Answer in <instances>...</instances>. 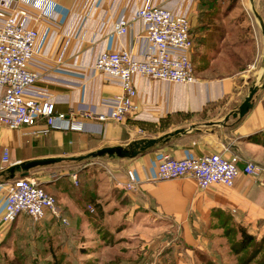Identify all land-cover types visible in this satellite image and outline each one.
<instances>
[{"label":"crops","instance_id":"0c3cea01","mask_svg":"<svg viewBox=\"0 0 264 264\" xmlns=\"http://www.w3.org/2000/svg\"><path fill=\"white\" fill-rule=\"evenodd\" d=\"M147 1L184 11V0H11L8 11L38 31L29 67L75 82L39 77L35 83L49 89L56 111L83 121L84 129L52 128L36 135L27 126L14 129L0 123V157L5 148L7 165L35 157L77 155L183 128L132 157L106 155L77 162L94 167L105 160L107 186L117 189L127 179L126 170L134 171L138 179L135 187L121 190V196L110 191L106 201L111 204L107 209L115 208L129 223L148 216L155 223H168L189 235L201 225L203 228L231 215L251 233L264 236V32L260 25V20L264 24V0H235L233 5L232 0L212 4L206 0V9H198L194 16L199 23L206 22V30L200 31L199 40L194 41L190 27L189 57L194 69L206 70L205 77L195 75L193 81L174 82L135 75L138 108L126 114L123 121L99 120L78 111L85 105L107 111L110 99L123 91L116 79L94 70L92 65L101 50L119 46L141 57L142 21L131 18L127 33L119 36L113 33L112 24L118 16L130 18L133 10ZM253 84L257 88L249 108L242 115H234L232 111ZM199 109L204 111L185 117L178 114ZM161 152L175 157L237 153L239 166L250 160L260 170L257 174L240 172L232 185L214 182L204 188L191 177L156 180V158ZM38 168L27 175H34ZM63 176L70 178L68 173ZM35 177L43 187L52 184L48 176ZM4 201L5 187L0 183V217ZM24 216L20 213L9 223L0 222L1 262L8 260L5 252L12 247L15 234L24 228ZM49 217L53 215L44 216Z\"/></svg>","mask_w":264,"mask_h":264},{"label":"built area","instance_id":"2783aa9c","mask_svg":"<svg viewBox=\"0 0 264 264\" xmlns=\"http://www.w3.org/2000/svg\"><path fill=\"white\" fill-rule=\"evenodd\" d=\"M10 3L11 0H0V123L14 129L27 126L36 135L46 134L52 128L84 129L83 121L56 111L49 89L35 83L39 77L70 84L75 82L29 67L34 57L38 31L8 11ZM19 12L25 15V11ZM131 18L140 19L143 23V31L139 34L143 44L141 57L133 56L129 48L122 46L103 49L97 54L93 69L116 79L123 91L110 99L107 111H97L86 105L78 108L86 116L119 122L124 120L126 114L136 111L135 75L174 82L195 79L189 57L192 46L190 24L184 11H174L155 1H147L137 6L130 18L118 16L112 24L113 33L117 36L126 34ZM239 160L237 153L225 156L219 152H209L175 157L168 152H161L157 157L153 178L158 180L186 175L204 188L214 182L232 185L240 172L257 174L260 170L250 160L239 166ZM7 163L8 149L5 148L0 157V170ZM126 174L127 179L120 182V186L133 189L138 179L130 168ZM0 183L5 187L1 223L11 222L20 213L33 219H41L50 213L67 222L56 207L55 196L34 175H18Z\"/></svg>","mask_w":264,"mask_h":264},{"label":"rangeland","instance_id":"374dc122","mask_svg":"<svg viewBox=\"0 0 264 264\" xmlns=\"http://www.w3.org/2000/svg\"><path fill=\"white\" fill-rule=\"evenodd\" d=\"M184 3L193 39L199 40L206 22L199 23L194 15L200 7L206 9V0H184ZM193 73L206 76V70L193 68ZM85 163L65 160L39 166L34 171L39 178L52 179V184L44 187L55 196L56 207L67 222L57 216L49 219L24 216V228L15 234L12 247L5 252L8 260L0 264H241L257 253L247 263L254 264L264 255V236L251 233L231 215L203 228L201 225L189 235L168 223H155L148 216L141 222L129 223L115 208L107 209L111 205L106 202L110 191L121 196L125 188L107 186L103 172L106 161L100 160L94 167ZM66 173L69 179L63 176ZM242 238L248 240L243 248Z\"/></svg>","mask_w":264,"mask_h":264},{"label":"water","instance_id":"95a60500","mask_svg":"<svg viewBox=\"0 0 264 264\" xmlns=\"http://www.w3.org/2000/svg\"><path fill=\"white\" fill-rule=\"evenodd\" d=\"M260 25L262 31L264 32V24L260 20ZM257 88L256 84L250 86L247 95L244 99L239 103L238 107L232 111L234 115L237 113L242 115L251 104V97ZM183 128H176L173 131L167 132L163 135L157 137H140L136 139H132L130 142L126 144H113V145H103L96 149H92L85 153L77 154V155H50L43 157H35L29 159H23L20 161H15L8 164L6 167L0 170V177H2L1 181L10 179L15 176H23L27 175L29 171L37 166L48 165L52 163H56L62 160H84L88 158L101 157V156H118V157H132L141 153L148 148L152 147L155 143L163 142L167 140L171 135H175L180 131H183Z\"/></svg>","mask_w":264,"mask_h":264},{"label":"trees","instance_id":"16d2710c","mask_svg":"<svg viewBox=\"0 0 264 264\" xmlns=\"http://www.w3.org/2000/svg\"><path fill=\"white\" fill-rule=\"evenodd\" d=\"M191 113H194V112H178V114H181V116H188L190 115ZM244 242L241 243V248L245 247L248 243V240L245 239V238H242ZM257 254V253H256ZM256 254H253L252 256H250L249 259H246L244 260L241 264H247L248 262L252 261L253 258L256 256ZM254 264H264V255H262L261 257H259L255 262Z\"/></svg>","mask_w":264,"mask_h":264}]
</instances>
